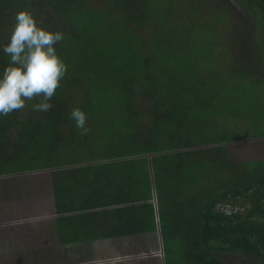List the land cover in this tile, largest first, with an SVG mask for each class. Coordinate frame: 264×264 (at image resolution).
I'll list each match as a JSON object with an SVG mask.
<instances>
[{"label":"trees","instance_id":"16d2710c","mask_svg":"<svg viewBox=\"0 0 264 264\" xmlns=\"http://www.w3.org/2000/svg\"><path fill=\"white\" fill-rule=\"evenodd\" d=\"M178 1L0 0V75L10 60L3 46L22 8L39 26L63 32L55 48L67 65L49 111H33L38 101L31 100L21 111L0 115V222L25 218L18 210L40 197L53 194L55 200V216L36 228L24 222L0 227V264H96V240L128 244L124 257L145 254L108 264H225L220 253L264 264V164L248 159L254 146L240 147L247 156L242 164L225 145L211 148L220 154L207 164V149H182L183 142L218 143L230 135L218 118L231 117L227 129L238 92L242 99L247 88H237L245 83L241 75L218 83L220 59L211 63L202 54L197 60L198 48L191 46L204 33V18L194 1L180 9ZM241 1L264 28V0ZM208 22V31L224 39L227 21ZM257 55L264 68V42L252 61ZM240 57L230 58L228 74H237ZM175 58L192 62L181 80L163 69ZM74 107L86 114V135L70 118ZM152 115L149 159L142 152ZM249 116L250 109L243 110L234 125ZM66 165L74 167L46 172ZM240 165L256 171H242V180ZM95 170L106 174L92 183L88 175ZM221 173L226 185L223 178L208 184Z\"/></svg>","mask_w":264,"mask_h":264},{"label":"rangeland","instance_id":"374dc122","mask_svg":"<svg viewBox=\"0 0 264 264\" xmlns=\"http://www.w3.org/2000/svg\"><path fill=\"white\" fill-rule=\"evenodd\" d=\"M194 1V5L192 6L194 11L200 16L204 18L205 29L203 35L197 43H194L191 46L193 49L198 48V58L204 54L207 57V61L214 63L218 59V74L217 77L218 83H220L223 78L231 77L235 80H238L236 77L241 75L242 81L236 84L237 88L240 91H243L247 88L245 92H243V97L241 99V92H238L236 106L232 113V120L228 124V128L226 129V124L228 120L231 119L230 116H220L218 118L219 128L224 132H228L226 134H230L227 136H223L218 143L211 142H194L192 144H188L186 142L182 143V149H194L199 150L201 148L207 149L205 152L206 155H210L209 158L203 163H208L212 161V155L220 154L217 150L211 149L215 148V146H228L230 153L232 154L233 160L238 161H247L248 159L255 160L260 164H264L262 160H264V130H258L259 127L264 126V104L261 102L264 96V68L259 64L261 62L262 57L255 56V61H252V54L256 50V47L264 42V28L258 19V16L252 11L251 8H246L241 0H198L199 2H203L204 4L210 6L209 9H204L205 6L198 5L196 0H179L177 3V8L183 7V3L187 2V5ZM162 4V3H161ZM161 11L164 6H160ZM206 19V20H205ZM221 22L223 25L225 21H227L225 27V36L224 39L216 38L215 35L208 31L207 25L209 24L208 20ZM260 38V41L257 39ZM149 47V44L146 43V48ZM188 46V49L191 48ZM187 54V53H186ZM241 57L240 67L237 69V74H228L234 62L230 59L232 56ZM264 59V57H263ZM158 63H156L155 68L157 69ZM192 66V62L186 59H177L175 58L174 64L165 65L163 67L164 70L172 71L175 75L180 76V80L190 72L189 67ZM249 79H254L253 83H246ZM248 85L245 86V85ZM259 102V103H258ZM263 104V108L261 109V105ZM257 105V107H256ZM250 109V113L252 114V118L249 116L247 118H242L240 121L234 125V120L238 119L243 110ZM100 113V111H99ZM154 110L152 109V114ZM99 116V114H98ZM93 122V126L97 127L99 124V117ZM253 125V126H251ZM256 125V126H255ZM251 126V127H250ZM250 127V128H249ZM226 130V131H225ZM234 130L235 136L230 138L232 131ZM225 134V135H226ZM71 136H74L73 133ZM176 139L173 140L172 147H169L170 151L176 150ZM245 143H250V152L247 156L241 153L240 147ZM151 148L147 147V150H143L142 156L148 157L152 159L154 154L150 151ZM210 150V151H209ZM235 152L238 153L235 156ZM219 156V155H217ZM262 159V160H260ZM241 162V164H242ZM254 163V164H258ZM200 167H202L200 165ZM238 172H241V178L243 180L242 171L255 172L256 170L253 166L246 167L242 169V165L236 168ZM185 172H190L187 169ZM66 175H61L59 177H63ZM55 177V175H54ZM53 177V179H55ZM223 178L222 184L226 185V175L221 173L220 175L216 174V177L210 178L208 184L213 185L215 180ZM242 185V184H239ZM227 210H231V206H226ZM19 212H23L26 217L21 219H4V221L0 222V227H5V225H14L17 222H24L27 226L36 228L38 227L45 219L53 218L55 216V202L54 198L51 195L46 196L45 198L35 199L32 202H28L26 205L22 206ZM18 212V213H19ZM141 242V240H140ZM101 250H104V255H110L114 252L113 258L111 259H99L96 264H108V262H125L129 259L140 258L145 256L144 253H139L134 256H121L122 251H128L129 245L119 243H100L98 245ZM133 250V248H132ZM161 256V252L159 254ZM101 256V255H100ZM218 257L225 264H263V262L257 257H251L245 254H236V253H220ZM110 260V261H109ZM108 261V262H107ZM129 263V262H128Z\"/></svg>","mask_w":264,"mask_h":264},{"label":"clouds","instance_id":"9594fccd","mask_svg":"<svg viewBox=\"0 0 264 264\" xmlns=\"http://www.w3.org/2000/svg\"><path fill=\"white\" fill-rule=\"evenodd\" d=\"M63 39L62 31L39 26L30 10L16 12L9 42L3 46L10 60L0 75V115L21 111L31 100L38 101L32 104L33 111L47 112L53 107L50 101L67 72L55 48ZM70 118L81 135L88 133L84 111L74 107Z\"/></svg>","mask_w":264,"mask_h":264},{"label":"crops","instance_id":"0c3cea01","mask_svg":"<svg viewBox=\"0 0 264 264\" xmlns=\"http://www.w3.org/2000/svg\"><path fill=\"white\" fill-rule=\"evenodd\" d=\"M155 80H156V78L154 77V81ZM152 122H153V115H152V117L150 119V129H149V132H148L149 134H148V140H147V147H149V148L152 147V132H153ZM172 143H173V141H172ZM172 143H171V147H172ZM87 164L90 166V163H87ZM75 166L77 167V166H84V165L82 164V165H75ZM71 167H74V166L66 165V166H62V167L49 168V169L46 170V172H52V171H56V170L59 171V170H63V169H69ZM102 173L106 174V171L105 172H102V171L98 172V171L95 170L93 175H91V174L88 175V179L90 181H93L92 183L99 182L100 180H97V178H98L99 174H102ZM53 176H54L53 174L50 175L51 179H53ZM103 179H105V178H103ZM51 196L54 198L53 194ZM45 197L46 196L40 197V198H45ZM54 202H55V200H54ZM46 220H50V218H47L44 221H46ZM104 242L105 243H108V242L112 243V241H110V240H96V241L93 242V247H94V249H95V251L97 253V258H96L95 263L101 258H103V259H111V257L113 258V256H114V252L111 254V256L110 255L107 256V255H104V250H101L100 248H97V247H99L98 245L100 243H104ZM161 252H162V250H161ZM162 258H163V256H162Z\"/></svg>","mask_w":264,"mask_h":264},{"label":"water","instance_id":"95a60500","mask_svg":"<svg viewBox=\"0 0 264 264\" xmlns=\"http://www.w3.org/2000/svg\"><path fill=\"white\" fill-rule=\"evenodd\" d=\"M161 256H163V252H161Z\"/></svg>","mask_w":264,"mask_h":264}]
</instances>
